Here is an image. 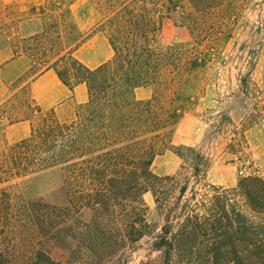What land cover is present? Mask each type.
Here are the masks:
<instances>
[{
    "label": "trees",
    "instance_id": "16d2710c",
    "mask_svg": "<svg viewBox=\"0 0 264 264\" xmlns=\"http://www.w3.org/2000/svg\"><path fill=\"white\" fill-rule=\"evenodd\" d=\"M74 1L45 0L30 12L47 5L62 10L57 22L70 26L75 37L43 26L11 41L15 56L33 60V76L53 69L70 89L86 84L89 97L85 104L68 102L44 111L22 86L0 103V124H31L22 140L0 139V264H83L58 259L53 250L57 247L63 255L73 251L70 233L84 213L94 217L96 251L109 264H128V253L144 244L148 253L137 264H264V178L245 177L236 188L196 205L182 202L192 180L195 187L206 179L211 159L201 145L176 146L172 141L184 99H189L184 88L205 83L208 65L231 37L232 5L222 0H203L202 7L196 0H189V7L184 0H89L101 15L98 30L114 52L90 69L74 56L90 36L80 33L72 20ZM165 19L187 28L191 40L166 45ZM8 31L6 24L0 25V43L10 41ZM240 85L246 96L258 99L248 120L262 123L264 106L259 105L264 99L256 96L248 78ZM142 86L152 87L147 100L134 95ZM167 151L182 166L175 174L158 175L152 165ZM50 173L60 179V196L51 203L17 206L18 183ZM230 191H239L247 205ZM148 192L161 226L148 220L143 200ZM60 232L68 235L58 241ZM39 233L53 237L36 241Z\"/></svg>",
    "mask_w": 264,
    "mask_h": 264
},
{
    "label": "rangeland",
    "instance_id": "374dc122",
    "mask_svg": "<svg viewBox=\"0 0 264 264\" xmlns=\"http://www.w3.org/2000/svg\"><path fill=\"white\" fill-rule=\"evenodd\" d=\"M75 1L77 5H81L80 9L83 7L82 3L88 5L86 0ZM222 1L232 5L231 37L215 61L208 65L205 83L195 89L191 86L184 88L189 99H184L185 110L180 113L178 124L172 135L173 144L176 146L184 144V139L190 141L197 136L198 140L191 145H201L211 159L206 179L195 187L192 180L182 199V202L190 200L189 203L192 205L236 188L240 180L245 177L264 178V121H261L263 124H251L248 120L250 113L256 110L258 99L254 96H246L240 85L243 77L248 78L252 87L258 92L256 96L264 99V32L261 29L264 27V0ZM195 3L199 7L204 5L203 0H196ZM184 5L189 7L190 1L184 0ZM62 12L50 5H47L44 10L38 9L35 12L22 11L14 4H7L4 0H0V25L6 24L8 33L11 34L10 41L0 43L2 47L0 51L7 50L13 53L16 49L11 45L14 36L28 37L37 30H41L43 26L51 31L60 28L65 35L71 34L75 37L70 26L58 24L57 21ZM162 37L166 45L191 40L187 28L175 26L168 19L163 22ZM3 60L4 57H1V61ZM32 76V71H28L21 77V81L17 80L18 82L11 85L12 73L0 74V103L12 96ZM262 106L264 101L261 100L259 108ZM185 114L189 115L196 124L195 135L191 129H184ZM4 127L0 125V139L7 140L3 133ZM181 166L182 160L174 152L167 151L156 158L152 169L158 175H172L177 173ZM180 180L182 181L183 178ZM60 185V179L55 173L24 180L14 188L17 193L16 204L19 206L23 203H51L60 196ZM209 185L220 189L213 190ZM230 193H234L232 196L240 203L247 205L239 191H230ZM143 200L149 211V222L161 226L163 220L156 210L152 194L150 192L144 194ZM245 209L249 210V207ZM93 222L94 217L90 213L79 215L76 223L79 229L70 233L74 237L73 251L63 255V252L56 247L53 255L58 259L75 263L109 264L105 254L103 256L101 251H96L99 240L96 237L98 234L92 227ZM88 225H91L92 229L89 230ZM67 235L65 232H60L55 237L61 241ZM52 237L39 233L36 241L48 242L47 239ZM38 243H34L36 248L39 246ZM58 245L56 241V246ZM147 253L145 244L143 248L128 253L131 254L128 264H137ZM155 255L153 254V257Z\"/></svg>",
    "mask_w": 264,
    "mask_h": 264
},
{
    "label": "crops",
    "instance_id": "0c3cea01",
    "mask_svg": "<svg viewBox=\"0 0 264 264\" xmlns=\"http://www.w3.org/2000/svg\"><path fill=\"white\" fill-rule=\"evenodd\" d=\"M4 2L14 4L22 11H30L42 6L45 0H4ZM75 2L70 5L72 20L80 33L90 34V36L76 48L74 56L88 68L95 69L110 60L114 52L106 35L98 30L101 24V15L97 9L89 0H86L88 5L82 3V9H80L81 5H77ZM1 57H4L3 61H1ZM32 66L33 60L26 55L15 56L7 50L0 51V74L12 73L13 80L10 84L30 71ZM22 86L28 88L33 102L44 111L57 108L68 102L85 104L89 97L86 84H78L70 89L60 80L53 69L45 70L29 78ZM152 92L151 86H142L135 89L134 95L139 100H147L152 96ZM184 129H191L195 135L196 124L187 114L184 115ZM30 130L31 124L25 120L5 126L3 133L8 141L17 142L26 138ZM197 140V136H194L190 141L184 139V145L195 144Z\"/></svg>",
    "mask_w": 264,
    "mask_h": 264
}]
</instances>
